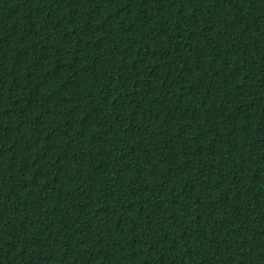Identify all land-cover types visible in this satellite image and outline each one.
I'll return each instance as SVG.
<instances>
[{
    "label": "trees",
    "instance_id": "trees-1",
    "mask_svg": "<svg viewBox=\"0 0 264 264\" xmlns=\"http://www.w3.org/2000/svg\"><path fill=\"white\" fill-rule=\"evenodd\" d=\"M0 264H264V0H0Z\"/></svg>",
    "mask_w": 264,
    "mask_h": 264
}]
</instances>
